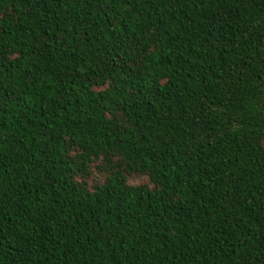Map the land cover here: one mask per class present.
<instances>
[{
  "label": "trees",
  "instance_id": "obj_1",
  "mask_svg": "<svg viewBox=\"0 0 264 264\" xmlns=\"http://www.w3.org/2000/svg\"><path fill=\"white\" fill-rule=\"evenodd\" d=\"M0 264H264V0H0Z\"/></svg>",
  "mask_w": 264,
  "mask_h": 264
},
{
  "label": "rangeland",
  "instance_id": "obj_2",
  "mask_svg": "<svg viewBox=\"0 0 264 264\" xmlns=\"http://www.w3.org/2000/svg\"><path fill=\"white\" fill-rule=\"evenodd\" d=\"M144 182L142 179L136 178V179H131L130 183L131 184H139Z\"/></svg>",
  "mask_w": 264,
  "mask_h": 264
}]
</instances>
